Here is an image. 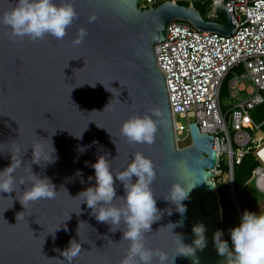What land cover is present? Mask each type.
I'll return each instance as SVG.
<instances>
[{"label":"water","instance_id":"95a60500","mask_svg":"<svg viewBox=\"0 0 264 264\" xmlns=\"http://www.w3.org/2000/svg\"><path fill=\"white\" fill-rule=\"evenodd\" d=\"M139 1L67 0L77 15L62 39L14 37L0 22V170L12 161L20 165L13 173L15 191L0 192V264H68L61 253L70 240L81 245L71 264H120L130 244L122 237L126 225L110 231L77 195L94 185L88 165L98 156L106 155L115 176L136 153L148 158L156 172L150 188L157 220L144 234L145 248L166 253V264H173L174 257V264H231V258L218 253L214 237L222 221L211 172L217 160L214 136L192 123L191 144L177 148L166 77L154 49L166 42L172 21L231 35L236 25L226 2L233 0L224 4L225 25L207 22L183 5L140 9ZM15 4L0 0V17ZM81 29L87 34L75 44ZM145 115L157 125L153 141L130 143L121 134L122 122ZM33 174L49 178L57 194L23 208L19 200L31 188ZM173 185L193 187L182 205L170 200ZM114 186L123 196L121 182L114 179ZM112 203L124 204L119 198ZM183 206L186 211L180 213ZM153 264H158L155 257Z\"/></svg>","mask_w":264,"mask_h":264},{"label":"built area","instance_id":"2783aa9c","mask_svg":"<svg viewBox=\"0 0 264 264\" xmlns=\"http://www.w3.org/2000/svg\"><path fill=\"white\" fill-rule=\"evenodd\" d=\"M226 0H140V9H149L163 3L183 5L197 11V3L208 4L207 22H217L215 11L226 13ZM227 12L235 30L231 35L199 30L187 22L172 21L165 43L155 49V60L165 73L168 88L175 141L189 136V124L196 123L202 134L214 136L216 166L212 182L220 204L216 178L222 179L230 192L229 198L242 214L238 191L234 186V168L246 156H251L256 167L251 178L258 192L264 194V120L254 119L255 111L264 106V0L227 1ZM242 69L240 74L235 71ZM247 86L245 97H230L229 108L221 105L220 90L226 78ZM176 116L186 120L178 123ZM226 167L224 171L223 166ZM221 206V204H220ZM222 208V207H221Z\"/></svg>","mask_w":264,"mask_h":264},{"label":"clouds","instance_id":"9594fccd","mask_svg":"<svg viewBox=\"0 0 264 264\" xmlns=\"http://www.w3.org/2000/svg\"><path fill=\"white\" fill-rule=\"evenodd\" d=\"M76 15L74 7L67 0L59 5L54 0H16L15 6L0 17V22L11 28L14 37L23 38L27 36L35 41L48 34L62 39ZM94 19V16L90 17V21ZM86 34V31L81 29L74 43H82ZM80 86L82 85L76 87ZM91 86L95 87V84ZM104 88L110 92L105 86ZM120 131L130 143H151L157 131V125L147 115L132 116L122 122ZM54 134L55 132L52 135ZM79 138H82L81 135ZM52 149V153H54L53 146ZM78 150L83 154L85 148L80 147ZM53 161L54 157L48 162ZM19 166V164L14 165L12 161L8 167L0 170V192L11 193L15 191L13 173ZM88 166L94 171L95 183L78 193L77 196L82 198L81 204L86 205L91 210L98 222L110 225V231L113 225H119L121 222L126 225L122 237L128 240L130 244L127 254L120 261V264H153L154 257L158 259V264H166V253L162 251L154 253L145 248L143 243L144 234L151 231L152 223L157 220L155 219L158 211L156 199L150 188L156 176L152 162L142 154L136 153L127 168L115 176L110 170L106 155L98 156L95 162ZM76 175L83 177V173L79 170ZM114 179L121 182L123 196H117ZM88 180H93V177H89ZM83 182L81 179V183ZM192 188L173 185L169 192L170 200L178 201L182 205L181 202L188 198ZM56 194L55 186L49 178H41L33 174L32 186L23 193L22 201L19 200V202L24 208V205L29 202L51 199ZM117 198L123 200L122 207L113 205L112 202ZM185 211L186 208L183 206L182 211L179 212L184 213ZM223 235V231L220 230L214 234L215 240L218 242L217 251L221 256L231 258L233 264H264V210L259 213L244 210L238 225L229 229L230 243L229 240L222 239ZM80 251V243L70 240L69 246L61 254L64 260L71 264L72 260L80 254Z\"/></svg>","mask_w":264,"mask_h":264},{"label":"rangeland","instance_id":"374dc122","mask_svg":"<svg viewBox=\"0 0 264 264\" xmlns=\"http://www.w3.org/2000/svg\"><path fill=\"white\" fill-rule=\"evenodd\" d=\"M197 11L200 15L206 18L207 14L210 13V8L208 4L197 3L195 5ZM215 13L218 16L217 22L225 23V12L223 9H217ZM242 69H238L235 71L236 74H240ZM235 75L231 74L228 78L225 79L221 90H220V99L222 109L226 111L229 108V103L231 95L233 97H245L249 93V88L247 86L238 84L233 81ZM254 119L256 122L260 123L264 120V106L258 108L254 113ZM176 121L183 125H186V120L176 116ZM264 132V126L261 128ZM181 138H184L182 142L179 143V147L183 148L191 144L190 136L186 133H183ZM223 169L226 171V167L224 165ZM234 173L236 176V184L235 188L238 191V199L242 208V212L244 210H248L250 212H257L256 208H258L264 202V194L257 191L254 185V181L251 177L247 175L245 169L240 166H235ZM252 176V174H251ZM216 184L218 186L219 196L221 197L220 204L222 207V221L218 224V229L223 231L224 236L229 235V229L238 225L239 218L241 214L237 210L233 201L229 198L230 192L228 186L222 182V179L216 178ZM259 213V212H257ZM231 264L233 262L231 261Z\"/></svg>","mask_w":264,"mask_h":264},{"label":"trees","instance_id":"16d2710c","mask_svg":"<svg viewBox=\"0 0 264 264\" xmlns=\"http://www.w3.org/2000/svg\"><path fill=\"white\" fill-rule=\"evenodd\" d=\"M238 166H240L241 168L245 169L246 172H247V175L249 177H251V174H252L253 170L256 167V162L253 160V158L251 156H246L242 160L241 164L238 165ZM235 184H236V176H235V173H234V186H235ZM222 239L229 240V243H230L229 235L224 236Z\"/></svg>","mask_w":264,"mask_h":264},{"label":"crops","instance_id":"0c3cea01","mask_svg":"<svg viewBox=\"0 0 264 264\" xmlns=\"http://www.w3.org/2000/svg\"><path fill=\"white\" fill-rule=\"evenodd\" d=\"M258 212H260L261 210H264V202L256 209ZM255 213V211H254ZM257 213V212H256ZM232 261V260H231Z\"/></svg>","mask_w":264,"mask_h":264},{"label":"bare ground","instance_id":"6f19581e","mask_svg":"<svg viewBox=\"0 0 264 264\" xmlns=\"http://www.w3.org/2000/svg\"><path fill=\"white\" fill-rule=\"evenodd\" d=\"M257 209V208H256ZM220 211V210H219ZM258 212V211H257ZM256 213V212H255Z\"/></svg>","mask_w":264,"mask_h":264}]
</instances>
